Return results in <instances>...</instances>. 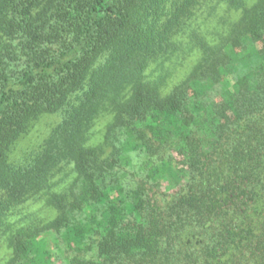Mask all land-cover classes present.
<instances>
[{"label": "trees", "instance_id": "16d2710c", "mask_svg": "<svg viewBox=\"0 0 264 264\" xmlns=\"http://www.w3.org/2000/svg\"><path fill=\"white\" fill-rule=\"evenodd\" d=\"M182 229L183 264H264V0H0V264H168Z\"/></svg>", "mask_w": 264, "mask_h": 264}, {"label": "rangeland", "instance_id": "374dc122", "mask_svg": "<svg viewBox=\"0 0 264 264\" xmlns=\"http://www.w3.org/2000/svg\"><path fill=\"white\" fill-rule=\"evenodd\" d=\"M226 8L224 7H217L214 11V13L211 16H208L206 19L202 21L203 17L201 16V29L205 32H209V30L212 29L214 26L216 30L222 29L225 27V23L227 20V14H226ZM206 26L209 30L206 29ZM213 38V37H210ZM179 40H181L182 47H183V36H179ZM196 56L194 55H188L186 58L183 59V56L181 55L179 58H172L169 61H166L163 63L162 66L158 67L155 64H151L148 71L153 72L152 76H164L168 75L166 77V81L169 87L173 86L174 84L180 82L183 80L186 73L189 71L191 64H193L196 60ZM60 120V116H47L44 117L35 127L31 130V132L20 142L18 147L16 148L14 155L15 160H23L24 158H28L30 155H33L37 151H39L40 147L42 146L44 140L49 136L50 131L52 127ZM108 120L107 116H101V118L97 119L94 122L93 127L89 131V135L92 140L94 141H100L103 138L104 128L105 124ZM107 152L109 150L107 149ZM141 158L134 157L133 163L135 168L130 169V171L137 170L139 172L140 166H141ZM139 166V167H138ZM70 171V168L67 167L64 172ZM129 177V176H128ZM71 178V176L66 177V180ZM70 181V180H69ZM68 181V182H69ZM132 185V184H131ZM133 186V185H132ZM131 186V187H132ZM173 193H168L167 197L172 195ZM162 197V200L164 204H166L165 199L168 198ZM31 202V203H30ZM29 202L30 208H27L28 210H23L27 212H34L37 216L41 218H49L54 216V210H42V201H33L31 200ZM163 204V205H164ZM202 231L195 230L194 232H184L183 229L178 232V235H176L175 242L173 243L175 248L173 249L174 252L172 253L171 260L168 264H183V250H187V248L190 245H193L194 250L193 251H199L200 247L198 244H196L197 241L201 239ZM194 235V236H193ZM190 240V243L188 244V241ZM6 250L2 247L0 244V261L5 259L6 256Z\"/></svg>", "mask_w": 264, "mask_h": 264}]
</instances>
